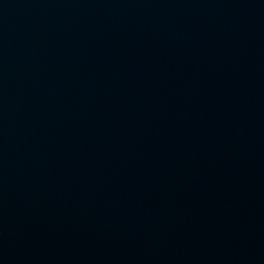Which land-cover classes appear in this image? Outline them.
Masks as SVG:
<instances>
[{
    "label": "water",
    "instance_id": "water-1",
    "mask_svg": "<svg viewBox=\"0 0 264 264\" xmlns=\"http://www.w3.org/2000/svg\"><path fill=\"white\" fill-rule=\"evenodd\" d=\"M0 264H264V0H0Z\"/></svg>",
    "mask_w": 264,
    "mask_h": 264
}]
</instances>
